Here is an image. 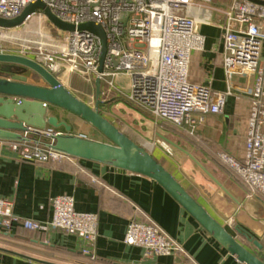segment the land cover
I'll list each match as a JSON object with an SVG mask.
<instances>
[{"label": "crops", "instance_id": "obj_1", "mask_svg": "<svg viewBox=\"0 0 264 264\" xmlns=\"http://www.w3.org/2000/svg\"><path fill=\"white\" fill-rule=\"evenodd\" d=\"M229 3L230 0H213L210 8H204L197 16L205 44L202 51L191 55L190 80L213 91H223L226 87L221 10ZM118 77L128 81L125 76ZM61 82L77 97V93L83 95L79 97L81 100L94 105L95 99L94 102L88 99L90 94L95 96L94 84L91 86L76 73L64 76ZM116 83L123 93L112 94L107 99L108 105L101 109L110 121L106 114L112 105L134 107L123 95L128 86ZM249 110L248 96L229 95L222 112L207 116L193 131L151 115L143 116L140 123L152 134L144 136L155 146V153L138 144L169 170L213 218L264 261V195L245 184L219 159L222 152L242 158ZM52 114L67 121L72 133L104 140L89 124L72 114L59 108H54ZM30 138L45 141L37 135ZM60 194L71 195L76 210L97 215L98 234L93 244L87 245L81 238L59 229L34 231L23 227L25 219L49 220L51 198ZM0 198L12 202L19 220L13 222L9 231L0 230V264H241L155 181L98 162L69 156L57 161H25L12 148L11 141L0 140ZM130 222L156 225L177 244L178 251L146 257L143 248L124 242ZM85 249L87 253L83 252Z\"/></svg>", "mask_w": 264, "mask_h": 264}, {"label": "built area", "instance_id": "obj_2", "mask_svg": "<svg viewBox=\"0 0 264 264\" xmlns=\"http://www.w3.org/2000/svg\"><path fill=\"white\" fill-rule=\"evenodd\" d=\"M34 1L0 0V17L14 18ZM41 1L66 23L77 27L81 23L93 22L103 29L107 47L103 71H98L101 55L98 36L77 28L62 31L55 27L61 33L62 43L57 44L51 39L47 48L45 44L37 46L34 55L7 52L1 47L0 53L32 58L59 81L72 73L80 75L90 84L99 78L103 100L109 99L112 94L123 93L116 77L125 76L128 88L123 95L130 104L159 121L189 131L202 125L207 116L221 113L227 96H248L250 110L243 156L238 159L222 152L219 159L245 184L264 195L263 4L230 0L228 7L221 10L224 18L221 25L222 65L226 87L223 91H213L206 85L192 82L189 74L192 53L202 51L205 44V37L199 32L197 16L204 8H210L213 0ZM38 15L44 17L39 13L28 19ZM8 29L11 28L0 27V30ZM24 48L31 49L28 46ZM44 131L55 132L52 128ZM77 135L87 138L85 134ZM11 143L19 158L25 161L47 162L65 157L37 143ZM51 206L49 220L25 219L23 227L34 231L59 229L81 238L87 245L94 243L98 234L95 213L76 210L74 198L68 194L52 197ZM18 221L12 202L0 198V230L9 231L13 222ZM124 242L143 248L146 257L172 255L178 251L177 244L151 223L130 222Z\"/></svg>", "mask_w": 264, "mask_h": 264}, {"label": "water", "instance_id": "obj_3", "mask_svg": "<svg viewBox=\"0 0 264 264\" xmlns=\"http://www.w3.org/2000/svg\"><path fill=\"white\" fill-rule=\"evenodd\" d=\"M263 4L262 0H248ZM62 31L86 30L98 36L101 55L98 71H103L106 36L103 29L85 22L75 27L60 20L41 0L29 3L22 12L10 19L0 17V27L15 28L34 14ZM114 64L116 61L114 60ZM95 103L87 104L38 61L15 53H0V140L30 142L51 148L65 156L98 162L136 173L155 181L177 202L205 232L241 264H264V261L239 242L222 224L213 218L143 145L136 143L102 114L101 106L109 100L101 98L102 83L94 80ZM62 109L95 129L104 140L83 138L71 132L72 126L52 114ZM52 128L54 133L44 130ZM63 128L64 131H57ZM37 135L47 139L30 138ZM257 245V242H254Z\"/></svg>", "mask_w": 264, "mask_h": 264}, {"label": "rangeland", "instance_id": "obj_4", "mask_svg": "<svg viewBox=\"0 0 264 264\" xmlns=\"http://www.w3.org/2000/svg\"><path fill=\"white\" fill-rule=\"evenodd\" d=\"M65 32H63L62 36ZM0 47L7 52H21L35 54V48L40 44H45L47 48L49 41H54L57 44H61V33L53 27L44 17L34 16L26 21L25 24L11 28L8 30H0ZM28 46L31 49L27 50L24 47ZM116 82L120 83L123 87L127 88V81L120 77H116ZM93 86V84L91 85ZM94 93V92H92ZM80 96H83L77 93ZM89 100L94 102V94H90ZM111 118L112 122L115 123L119 129L125 131L134 141L142 143L153 153H155V146L145 138L152 136L146 126L140 123L141 117H151L150 114L137 106L131 108L126 107L122 103H116L112 105L109 112L106 114ZM145 135V136H144ZM150 137V136H149ZM45 141H47L45 139ZM148 141L150 143H148Z\"/></svg>", "mask_w": 264, "mask_h": 264}, {"label": "trees", "instance_id": "obj_5", "mask_svg": "<svg viewBox=\"0 0 264 264\" xmlns=\"http://www.w3.org/2000/svg\"><path fill=\"white\" fill-rule=\"evenodd\" d=\"M108 104H104L101 106V109L104 108L105 106H107ZM169 124V123H168ZM47 140V139H46Z\"/></svg>", "mask_w": 264, "mask_h": 264}]
</instances>
